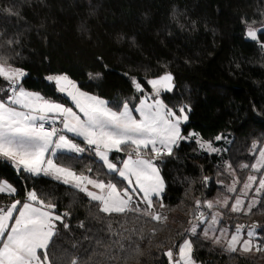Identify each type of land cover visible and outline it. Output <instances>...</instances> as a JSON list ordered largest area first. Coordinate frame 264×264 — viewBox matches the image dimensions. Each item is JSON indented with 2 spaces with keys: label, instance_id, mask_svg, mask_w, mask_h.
I'll use <instances>...</instances> for the list:
<instances>
[{
  "label": "trees",
  "instance_id": "16d2710c",
  "mask_svg": "<svg viewBox=\"0 0 264 264\" xmlns=\"http://www.w3.org/2000/svg\"><path fill=\"white\" fill-rule=\"evenodd\" d=\"M249 26L258 30V41L246 38ZM261 41L264 0H0V62L27 73L21 82L28 91L67 103L47 79L67 75L83 92L122 110L125 102L132 107L154 96L149 80L171 74V91L162 89L159 98L176 112L187 106L182 135L192 131L203 140L219 134L230 137L222 160L197 154L195 143L183 140L170 156L150 154L165 184L161 196L153 198L155 210L167 216L163 223L138 218L137 213L106 216L98 212L96 202L70 185L45 175L18 173L2 158L0 181L13 185L16 193H0V207L25 202L30 191L55 205V214L63 217V222H56L59 235L50 249L56 264H71L73 259L78 264H173L186 239L192 242L191 256L198 264H261L168 221L169 215H176L177 222L193 223L219 210L221 200L229 197L220 225L228 221L234 231L243 222L256 221L264 228V190L257 196L248 191L243 210L231 211L248 177L264 178V169L251 167L264 149ZM133 81L141 84L143 93ZM6 87L0 79V88ZM5 95L0 92V98ZM83 144L85 152L58 153L55 163L78 175L116 183L118 190L125 188V181L109 173ZM116 154H109L114 163ZM233 181L236 191L229 192ZM253 197L257 204L248 212ZM117 240L120 243H114ZM253 242L264 256V229Z\"/></svg>",
  "mask_w": 264,
  "mask_h": 264
},
{
  "label": "snow or ice",
  "instance_id": "6c2138e0",
  "mask_svg": "<svg viewBox=\"0 0 264 264\" xmlns=\"http://www.w3.org/2000/svg\"><path fill=\"white\" fill-rule=\"evenodd\" d=\"M247 37L258 41V30L249 26ZM260 46L264 48V41L260 42ZM26 75L23 69L12 67L6 61L0 62V79L7 83L6 88H0V92L6 94L0 98V158L11 162L18 173L22 170L33 176L43 174L62 180L64 184L86 194L90 201L96 202L98 212L106 216L137 213L138 218L146 216L152 221H166L167 216L156 211L154 206L153 198L161 196L165 184L150 154L154 153L156 157L170 156L173 147L178 146L181 140L198 135H182L181 125L188 120L187 106L180 107V114L177 115L176 111L157 98L162 89L171 91V74L149 80L154 96H145L132 107L125 102L122 110H113L105 100L82 92L67 75L47 77L55 83L60 93L70 98L83 114V119L72 108L28 91L21 82ZM133 82L137 91L143 93L141 84ZM149 100L152 102L149 103ZM133 113H138L139 118ZM57 122L62 127H57ZM66 133L82 138L102 166L125 181L126 187L118 190L116 183L78 175L71 168L58 166L53 159L58 153H83L86 150ZM220 138L218 136L216 139ZM197 143L208 151H216L209 142L201 143L197 139ZM112 152L127 153V158L121 161L122 167L109 159ZM259 156L257 163L251 165L257 172L264 169V149L260 150ZM256 180L254 175L248 177L243 186V196L252 190ZM261 190H264V178L259 179L255 192L260 194ZM228 191H236L235 186L229 187ZM0 193L15 195L16 188L7 181H0ZM134 196L140 197L139 202L134 200ZM141 204L145 207L142 208ZM256 204V200L249 202L248 212ZM159 206L164 207L162 199ZM224 206H228L227 200ZM207 207L212 208V202H208ZM243 207L244 200L237 197L231 211L240 212ZM54 209V204L45 203L35 191L28 192L23 203L16 200L6 208L0 207V264H56L50 259V249L55 247V238L59 235L56 222H63V217L55 214ZM212 222H217L215 216ZM195 231L193 228L192 232ZM204 235L207 237L208 232L205 231ZM246 237L241 232V226H238L226 241L227 249L235 252L239 246L241 251H251L255 231H248ZM215 242L221 243V238L216 237ZM120 246L123 247L122 244ZM255 247L257 251L260 250L258 244ZM191 253L192 242L185 240L179 245V259L174 264H194ZM166 255L171 262L173 252L169 250ZM71 264H78V259L71 260Z\"/></svg>",
  "mask_w": 264,
  "mask_h": 264
},
{
  "label": "rangeland",
  "instance_id": "374dc122",
  "mask_svg": "<svg viewBox=\"0 0 264 264\" xmlns=\"http://www.w3.org/2000/svg\"><path fill=\"white\" fill-rule=\"evenodd\" d=\"M246 38L249 39L247 37V33H246ZM251 40V39H250ZM76 84V83H75ZM77 85V84H76ZM78 87V86H77ZM79 88V87H78ZM82 91V90H81ZM57 92L60 94V96L64 97L67 101V103H60V104H63L65 105L66 107H70L73 109V111H75L78 115L81 116V118L83 119V114L79 112V110L75 107V105L72 103V101L70 100L69 97L66 96V94L64 93H60L58 90ZM83 92V91H82ZM90 95V94H89ZM159 98V97H157ZM160 99V98H159ZM152 101L149 100V103H151ZM57 103V102H56ZM179 111L177 112V115H179ZM186 114H187V111H186ZM185 123H183L181 125V129H182V126L184 125ZM190 133H194V132H190ZM189 133V134H190ZM186 135L185 137L189 136ZM196 134V133H195ZM67 135V134H66ZM221 137L220 139H216L217 137ZM218 136H216L214 139L212 140H203L201 139L198 135L197 136H193L192 138L190 139H185L183 141H192L195 143V152L197 154H208V155H215L218 157L219 160H222L223 159V156H224V153L229 145V142H230V137L227 135V134H219ZM197 139L200 140L201 143H205V142H209L211 143L212 147L214 149H216V151H208L206 148H201L200 147V144L197 143ZM65 153H68V152H65ZM155 155V154H154ZM260 159V156H258L256 162L254 164L257 163V161ZM43 175V174H41ZM256 174H254L255 176ZM51 177V176H49ZM53 178V177H52ZM60 182H62V180H58ZM235 182V184H232V185H236L237 181H233ZM63 183V182H62ZM243 186L244 184L241 186V190H243ZM259 186V178H257L256 180V183L253 184L252 186V190L251 192H253L254 195H258L256 192H255V188H257ZM262 191V190H261ZM142 195V194H141ZM241 199H245V197L242 195L241 193V196H239ZM229 197H224L221 202H220V206L221 208L219 210H213L207 214H204L202 215L199 219H197L195 222L193 223H190V224H184V223H180V222H177L175 220L176 218V215H169L168 216V221L172 222L173 224H183V225H186L185 228H187L186 230L189 231V233L191 234V236H199V237H202L204 239H206L207 241L211 242L213 245L217 246V247H220V248H223V249H227V244H226V241L227 239L230 238V236L232 234L235 233L236 231V228L235 230L233 231L230 223L228 221H225V223L223 225H220V222L222 221V219H224V213L223 211H225V207L224 206V201L227 200L228 201ZM252 200H256L255 197L251 198V200L249 202H251ZM136 201V200H135ZM139 202V201H137ZM142 208L145 207V205L141 204L140 205ZM223 210V211H222ZM215 216L216 218V223L213 224L212 222V217ZM195 228L196 231L195 233L192 232V229ZM205 231L208 232V236L206 237L204 235ZM216 237H220L221 238V243H216L215 242V238ZM244 238H247L246 235H244ZM186 240H190V239H186ZM185 241V240H184ZM183 241V242H184ZM182 242V243H183ZM181 243V244H182ZM256 243L253 242V248L251 251H248V252H244V251H241L239 250V246H238V250L235 251L237 253H240L248 258H253L255 260H257V262L261 263V264H264V256H263V252L262 251H257L256 250ZM178 253H179V249H178ZM194 261V260H193ZM174 264V262H173ZM194 264H198L197 262L194 261Z\"/></svg>",
  "mask_w": 264,
  "mask_h": 264
},
{
  "label": "built area",
  "instance_id": "2783aa9c",
  "mask_svg": "<svg viewBox=\"0 0 264 264\" xmlns=\"http://www.w3.org/2000/svg\"><path fill=\"white\" fill-rule=\"evenodd\" d=\"M45 126L48 127L47 124ZM56 126L57 127H61V124L58 123ZM75 138L83 141V139L80 138V137H75ZM125 158H127V153L126 152L125 153L119 152V153L116 154L115 161H116L117 164H121V161L124 160ZM151 158H153V160L156 159V157H151ZM201 211H202L201 209L198 210V212H201ZM240 226H241V232H242L243 235H246V233L248 231H251V230L255 231V237H254L253 241H255V239L257 238L258 231L261 230V229H264L263 226L258 224L256 221L243 222V223L240 224Z\"/></svg>",
  "mask_w": 264,
  "mask_h": 264
},
{
  "label": "crops",
  "instance_id": "0c3cea01",
  "mask_svg": "<svg viewBox=\"0 0 264 264\" xmlns=\"http://www.w3.org/2000/svg\"><path fill=\"white\" fill-rule=\"evenodd\" d=\"M135 116H137V118H139V114L138 113H133ZM67 134H70V133H67ZM73 140V139H72ZM75 143H77L78 145L80 146H83V142H79V141H76V140H73ZM86 147V146H84ZM95 154V153H94ZM97 157V156H96ZM97 159L99 160V158L97 157ZM100 161V160H99ZM125 185H126V182H125ZM91 188V186H89ZM94 190V189H93ZM140 197L139 196H134V200L136 201H139ZM177 258L179 259V253L177 255Z\"/></svg>",
  "mask_w": 264,
  "mask_h": 264
}]
</instances>
